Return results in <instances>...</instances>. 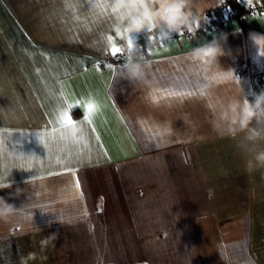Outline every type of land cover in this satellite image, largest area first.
<instances>
[{
  "label": "crops",
  "instance_id": "crops-1",
  "mask_svg": "<svg viewBox=\"0 0 264 264\" xmlns=\"http://www.w3.org/2000/svg\"><path fill=\"white\" fill-rule=\"evenodd\" d=\"M254 3L264 0L241 5ZM111 4L0 0V198L20 210L0 223V264H264V165L254 159L264 139L217 129L209 107L262 93L254 73L264 48L252 37H264V14L217 29L219 0H202L194 36L131 34L135 44L163 38L132 79L111 53L123 44ZM214 38L234 79L201 96L206 74L186 54ZM67 102L74 130L63 123ZM158 125L171 132L155 135Z\"/></svg>",
  "mask_w": 264,
  "mask_h": 264
},
{
  "label": "clouds",
  "instance_id": "clouds-1",
  "mask_svg": "<svg viewBox=\"0 0 264 264\" xmlns=\"http://www.w3.org/2000/svg\"><path fill=\"white\" fill-rule=\"evenodd\" d=\"M201 4L202 0H112L110 10L115 19L113 26L115 37L113 39L123 41L119 49L125 53L124 69L130 78L140 79L149 66V61L146 60L142 52H139L137 45L130 40V35L138 34L146 28L150 29L155 26L159 29L161 37L164 38L168 37L171 32H187L194 36L199 27L198 21L204 17V12L207 9ZM149 39L153 38L149 37ZM252 39L258 48H264V37L253 35ZM111 42L109 41V43ZM186 55L206 74L208 83L201 87V96L209 95L210 85H221L234 79L233 71L225 70L219 64V58L224 55V52L216 38L210 43H201L192 47ZM252 95L251 102L238 95L230 98L226 103L217 101L216 104H210L209 107L213 109L216 117L215 127L232 136L243 133L246 142L264 139V126H259L256 120L258 114L264 116V92ZM75 103L79 106L81 101L77 100ZM83 104L82 118L85 120L89 116V109H96L97 106L91 98L84 100ZM70 108L71 102H67L64 111L71 119ZM71 121L73 125L77 123L72 119ZM254 121L256 126H254ZM170 132V127L158 125L155 135L163 137ZM15 156L21 160L26 158L18 151H15ZM254 159L258 166L264 165V150L256 152ZM17 191L20 193V190ZM19 211L13 205L8 204L4 198H0V223L11 222L12 218L19 214ZM55 239L57 236L53 234L45 237L41 243L47 244Z\"/></svg>",
  "mask_w": 264,
  "mask_h": 264
},
{
  "label": "built area",
  "instance_id": "built-area-1",
  "mask_svg": "<svg viewBox=\"0 0 264 264\" xmlns=\"http://www.w3.org/2000/svg\"><path fill=\"white\" fill-rule=\"evenodd\" d=\"M242 0H219V5L222 12V18H212L209 21V25L214 28H220V26L224 25V20L226 18H235L236 20H242L244 16L247 13H254V12H260L264 14V4L263 3H254L252 5H249L248 7H243L241 5ZM239 4L240 10L238 12H235L233 10V4ZM186 36H190L192 34H189L185 32ZM149 37H152L153 39L150 40ZM163 38L155 37V36H144L141 37L140 40L136 43L137 49L139 52H142L144 54L145 50L148 46L154 45L157 42L162 41ZM125 53L124 51H120L118 54L113 56V59L115 62H122L125 60L124 57ZM247 67L241 66L235 70V74L237 76H244L247 73ZM254 79L257 82L258 86L260 87V90L264 92V63L262 64L259 71L254 73ZM253 92H248L245 95V99H247L249 102L252 101L253 98Z\"/></svg>",
  "mask_w": 264,
  "mask_h": 264
},
{
  "label": "snow or ice",
  "instance_id": "snow-or-ice-1",
  "mask_svg": "<svg viewBox=\"0 0 264 264\" xmlns=\"http://www.w3.org/2000/svg\"><path fill=\"white\" fill-rule=\"evenodd\" d=\"M119 52H120V49L117 48L115 45H113L112 48H111V53H112L113 55H116V54H118ZM93 111H96V109H92V108L89 109V116H88V118L85 119V121H87V122H89V123L91 122V115H92ZM63 123H64V126L71 127V128H73V130L75 129V126L72 124V121H71V119L68 117V115H67L66 112H65L64 115H63ZM77 186H78V185H77Z\"/></svg>",
  "mask_w": 264,
  "mask_h": 264
}]
</instances>
